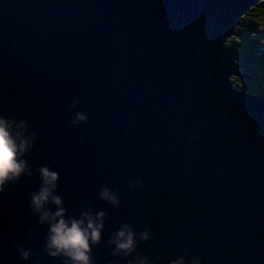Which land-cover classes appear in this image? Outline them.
Segmentation results:
<instances>
[{
    "label": "water",
    "instance_id": "1",
    "mask_svg": "<svg viewBox=\"0 0 264 264\" xmlns=\"http://www.w3.org/2000/svg\"><path fill=\"white\" fill-rule=\"evenodd\" d=\"M261 1L0 0V115L32 144L0 190V264H66L30 206L42 167L67 217L105 213L94 264H264V93L223 44Z\"/></svg>",
    "mask_w": 264,
    "mask_h": 264
},
{
    "label": "clouds",
    "instance_id": "2",
    "mask_svg": "<svg viewBox=\"0 0 264 264\" xmlns=\"http://www.w3.org/2000/svg\"><path fill=\"white\" fill-rule=\"evenodd\" d=\"M236 87L241 88L237 83ZM87 120L85 114H77V122ZM34 139V137H32ZM32 147L29 139L28 125L25 122L16 124L6 115H0V190L7 182L19 179L28 170L27 161L22 159L27 150ZM42 185L38 192L32 194L30 206L36 212L43 225L48 224L46 251L52 257H65L66 264H94L91 252L94 246L100 244L104 228L105 213L93 215L89 211L81 214L80 218L67 217L63 200L55 194L59 174L48 167L40 169ZM102 197L118 204L116 196L107 188L102 191ZM54 204L56 211L48 205ZM135 230L130 224L123 225L109 243L114 244L113 254L123 252L128 255L133 252L137 241ZM150 233L141 234L142 239H148ZM21 255L27 259L30 253L21 249ZM137 264H149L148 258H137ZM172 264H187L184 257L172 261ZM191 264H200L194 258Z\"/></svg>",
    "mask_w": 264,
    "mask_h": 264
},
{
    "label": "trees",
    "instance_id": "3",
    "mask_svg": "<svg viewBox=\"0 0 264 264\" xmlns=\"http://www.w3.org/2000/svg\"><path fill=\"white\" fill-rule=\"evenodd\" d=\"M237 27V34L226 46H235L242 56V70L248 78L236 74L233 82L255 94L264 93V0L244 15ZM236 77V78H235ZM238 81V82H237Z\"/></svg>",
    "mask_w": 264,
    "mask_h": 264
},
{
    "label": "rangeland",
    "instance_id": "4",
    "mask_svg": "<svg viewBox=\"0 0 264 264\" xmlns=\"http://www.w3.org/2000/svg\"><path fill=\"white\" fill-rule=\"evenodd\" d=\"M262 29H264V26H262ZM232 37H234V36H232ZM232 37H229V39L232 38ZM229 39H228V41H229ZM226 44H228V42H227ZM234 52L237 53V54H236V55H237V56H236V57H237V61H236V62L239 63V64H241V65L243 64V65L245 66V64H244V63L242 62V60H241V59H242V56L240 57V54H241V53L239 54V52L236 50V48H235ZM242 68H243V67H240L239 69L237 68L238 72L241 73V74H245V75H247V73L244 71V69L242 70ZM241 76H242V75H241ZM242 77H246V76H242ZM235 78H236V77H235ZM246 78H248V77H246ZM232 79H233V78H231V81H233ZM237 82H238V81H237Z\"/></svg>",
    "mask_w": 264,
    "mask_h": 264
},
{
    "label": "bare ground",
    "instance_id": "5",
    "mask_svg": "<svg viewBox=\"0 0 264 264\" xmlns=\"http://www.w3.org/2000/svg\"><path fill=\"white\" fill-rule=\"evenodd\" d=\"M240 22H241V21H240ZM237 27H238V26H237ZM237 27L235 28V31H234L235 34H237ZM235 34H231L230 36L226 37V42H224L223 44L226 46V43H227L229 37L235 36ZM228 42H229V41H228ZM229 46H231V45H229ZM229 46H228V47H229ZM234 48H235V46H234ZM235 75H236V74H234V73L230 74L229 79L231 80V78H233V76H235ZM232 82H233V81H232Z\"/></svg>",
    "mask_w": 264,
    "mask_h": 264
}]
</instances>
